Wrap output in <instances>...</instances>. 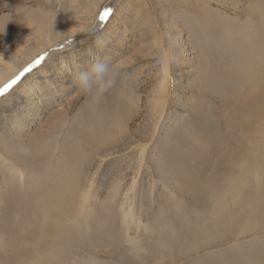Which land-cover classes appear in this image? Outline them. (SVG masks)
Segmentation results:
<instances>
[{"label": "rangeland", "instance_id": "rangeland-1", "mask_svg": "<svg viewBox=\"0 0 264 264\" xmlns=\"http://www.w3.org/2000/svg\"><path fill=\"white\" fill-rule=\"evenodd\" d=\"M45 52L0 98V239L60 217L79 190L84 209L127 194L119 212L133 241L142 209L149 222L180 217L205 191V217H255L264 120L240 117L264 70V0H0V86ZM97 60L118 74L102 95H82L77 74ZM259 105L264 113V94ZM18 252L1 244L0 263L20 264Z\"/></svg>", "mask_w": 264, "mask_h": 264}, {"label": "bare ground", "instance_id": "bare-ground-1", "mask_svg": "<svg viewBox=\"0 0 264 264\" xmlns=\"http://www.w3.org/2000/svg\"><path fill=\"white\" fill-rule=\"evenodd\" d=\"M175 19L172 17V20ZM255 70L259 75V90L257 95L249 96L252 106L241 113L240 119L243 120H264V113L258 111L264 94V70L259 66ZM168 74V69L165 68L164 89L170 86ZM249 84L250 81L246 83ZM33 86L29 89L31 93L35 90ZM257 139L260 142L256 141L253 145L256 149H262L264 128ZM81 192L79 190L76 196L73 193L65 196L62 207L65 202L68 205L60 209V217H47L52 220H43V226L39 224L30 233L7 240L0 239V246L5 244L8 251L18 250L20 264H264V200L256 201L255 205L249 198L251 209L246 215L253 213L255 217H205L210 207L207 202L210 192L207 191L202 193L200 200L196 198L191 206L188 204L189 208L183 204L187 215L180 217L168 215L160 220L149 219V222L145 220L146 217L143 218L144 215L142 217V209L140 220L135 221L139 234L133 241L130 217L119 212L128 202L127 194L121 201L94 198L89 203V208L84 209L82 205L86 198ZM251 192H247L249 196L252 195ZM262 195L264 196V188ZM77 197L80 198L78 203L75 200ZM197 206L202 207L203 215L196 211ZM164 214L159 213L160 217ZM220 220L224 223L220 224ZM210 222L219 224L221 229L213 228ZM165 226L171 230L163 231ZM223 226L226 228L223 229ZM210 233L217 239L208 237L207 234ZM35 241L36 246L31 248L25 244ZM115 255H119L120 259ZM8 261L13 263L12 256H9Z\"/></svg>", "mask_w": 264, "mask_h": 264}, {"label": "clouds", "instance_id": "clouds-1", "mask_svg": "<svg viewBox=\"0 0 264 264\" xmlns=\"http://www.w3.org/2000/svg\"><path fill=\"white\" fill-rule=\"evenodd\" d=\"M90 31L94 34L97 30L92 28ZM96 39L98 44H103L101 37H97ZM117 74L114 65L97 60L89 70L81 71L77 74L78 92L85 96L95 95L98 97L111 87Z\"/></svg>", "mask_w": 264, "mask_h": 264}, {"label": "snow or ice", "instance_id": "snow-or-ice-1", "mask_svg": "<svg viewBox=\"0 0 264 264\" xmlns=\"http://www.w3.org/2000/svg\"><path fill=\"white\" fill-rule=\"evenodd\" d=\"M114 14V9L111 7H107L103 10V12L100 14V22L101 25L106 24L109 17H111ZM68 43H71L69 41ZM60 50H63V45H61ZM48 53L45 52L39 57H37L33 62H31L27 67H25L17 76L12 78L8 83L4 84L3 86H0V98H3L8 93H10L21 81L22 79L29 73H31L34 69L41 66L47 59Z\"/></svg>", "mask_w": 264, "mask_h": 264}]
</instances>
